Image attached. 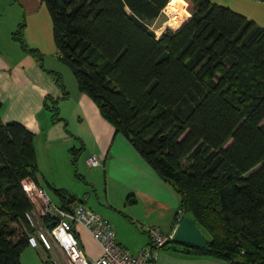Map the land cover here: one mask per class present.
<instances>
[{
  "label": "trees",
  "instance_id": "16d2710c",
  "mask_svg": "<svg viewBox=\"0 0 264 264\" xmlns=\"http://www.w3.org/2000/svg\"><path fill=\"white\" fill-rule=\"evenodd\" d=\"M41 1L58 58L78 90L175 191L184 215L209 233L204 247L178 248L264 264V26L211 0H188L190 13L185 0ZM169 1L182 16L168 25L175 30L157 35L151 22ZM23 27L12 39L44 68ZM45 70L62 96H45L43 106L53 122L63 120L58 103L69 92L59 72ZM33 140L22 122H0V264H21L34 229L21 185L26 178L41 184ZM69 149L75 162L83 146ZM45 185L64 208L81 200Z\"/></svg>",
  "mask_w": 264,
  "mask_h": 264
},
{
  "label": "crops",
  "instance_id": "0c3cea01",
  "mask_svg": "<svg viewBox=\"0 0 264 264\" xmlns=\"http://www.w3.org/2000/svg\"><path fill=\"white\" fill-rule=\"evenodd\" d=\"M256 2L262 4L264 1ZM161 13L153 22L160 20ZM241 13L264 26V11L256 14L241 4ZM164 21L162 20V24ZM21 22H24L23 36L30 46L40 49L44 39L52 38L50 17L41 0H0V122L18 120L34 133L39 182L44 185L47 180L54 186L65 188L88 201L92 195L88 192V187L77 192V188L70 186L74 177H67L68 168L73 174L69 155L67 162H64L56 154L58 149L66 150L71 145L79 147L82 144L83 149L89 151L88 155L95 153L103 157L101 167L106 177L103 198L105 205L102 204L101 209L100 205L96 208L109 218L114 217L113 211L118 207L124 209L131 219L142 226L147 235L148 229L154 226L164 233L175 229L177 224L174 222V214L179 207L178 195L159 178L130 141L123 134L115 132L111 123L101 116L97 105L87 94L80 92L77 85V92L74 93L73 88H69L68 97L61 99L58 107L62 113L65 104L62 101L69 99L73 102L74 114L80 122L78 128L70 130L73 135L60 133L58 129L52 130L56 123H51L50 113L43 106V99L48 95L53 98L61 97L62 88L45 69L57 72L59 70L55 66H47L44 59L42 64L45 69L41 68L40 61L32 54L24 52L12 39L11 33ZM54 52L58 54L56 47ZM83 179L86 186H96L87 174ZM92 190L95 191V188ZM81 193L84 194L82 197ZM76 229L86 256H98L99 244L85 228L77 226ZM117 239L122 245L128 243L120 235ZM144 244L143 241L136 245L134 251L148 246ZM154 264L231 263L221 258L185 253L180 248L169 245L159 249L154 255Z\"/></svg>",
  "mask_w": 264,
  "mask_h": 264
},
{
  "label": "built area",
  "instance_id": "2783aa9c",
  "mask_svg": "<svg viewBox=\"0 0 264 264\" xmlns=\"http://www.w3.org/2000/svg\"><path fill=\"white\" fill-rule=\"evenodd\" d=\"M103 157L95 153L86 157L89 167L102 164ZM22 189L32 204L25 213L34 228L28 235L29 245L40 246L50 257V264H154V255L167 240H171L175 229L162 232L158 227H150L148 235L152 245L132 253L116 240L112 223L93 208L86 205L84 198L64 208L56 200L52 201L44 185L31 178L22 180ZM178 221L184 215L178 208ZM44 216L52 217V226L44 223ZM178 223V222H177ZM176 223V224H177ZM85 228L100 246V254L88 258L81 247L76 227ZM51 252H54L53 256Z\"/></svg>",
  "mask_w": 264,
  "mask_h": 264
},
{
  "label": "rangeland",
  "instance_id": "374dc122",
  "mask_svg": "<svg viewBox=\"0 0 264 264\" xmlns=\"http://www.w3.org/2000/svg\"><path fill=\"white\" fill-rule=\"evenodd\" d=\"M211 1L224 5V6H228L231 9L237 12H240V13H241V4L256 14H262V12L264 11V2H262V4H259L256 2V0H211ZM190 6H191V3L188 0H185V9L188 10L189 13H190ZM167 19H169V16H167L164 12H162L160 16V20L151 22L150 27L155 31L157 35L167 28L172 29L170 26H168L169 24H172L173 22H178V21L173 20L172 22H169V24L167 23L166 25L165 22L167 21ZM162 20H165L163 24H162ZM173 24H176V23H173ZM172 30H175V29H172ZM38 50L39 52L42 53L41 60L44 59L45 64L47 66H50V65L55 66L56 69L59 70L58 72L63 77V83L65 85V89L69 92V88L72 87L73 92L76 93L77 90H76L75 78L73 74L71 73L70 69L64 63H62L61 60H59L58 54L54 52L55 45L53 43L52 38L48 37V39H44L42 47ZM62 102H65V104L63 106L62 113L59 112V116L62 117L63 120H58V121L53 122L51 119V112L49 111L51 123H56L55 126L52 128V130L58 129L57 131H60V133L66 132V133H70L71 135H73L72 131L78 128V125L80 124V122H78L77 116L74 114L75 112H74L73 102L69 99L64 100ZM64 122L66 123L65 126H64ZM71 147H74V145H71L69 148ZM69 148L66 150L58 149L56 151V154L64 162H67L66 160L67 155H69L70 157L69 162L71 161L73 174H71V171L69 172V168H68L67 177L68 179H73L72 177H74V180L70 181L71 188L73 189L77 188L76 189L77 192H82L84 190L83 187H88L87 190L88 192L92 193V195L89 197V200L86 201V205L93 208L94 211H97L100 215H102L104 218L108 219L112 223L114 230L116 232V240L119 241L117 239L118 235L125 237L128 243H123V244L125 245V247L128 248L130 252L132 253L136 252L134 251L133 248H135L136 245L141 244L143 241L145 242L144 245L147 246L148 239H149L148 235L145 234V232L142 229V226L138 222H136L135 220L129 217L130 216L129 213L124 211V209L118 207L115 211H113L114 213L113 218L107 217L104 212L100 211L101 205L102 204L105 205V203L103 202V198L105 194L104 181L106 177L104 176L102 172V169H103L101 167L102 164L96 167H89L85 161L89 153L87 149L81 150L79 156L77 157L75 162H73L74 157L70 153ZM87 171H90V173H87ZM85 174H87L88 176L92 178V180L96 184L95 187L86 186V184H84L83 176H85ZM44 187L46 188L50 199L55 202L57 200L55 195L52 193L50 189L47 188L45 184H44ZM92 188H95V191L92 190ZM80 195L82 197L84 194L81 193ZM97 205H100V209L96 208ZM185 215L188 216L189 213H185ZM201 231L204 237L209 238V233L207 231H205L202 228H201ZM169 244H172L173 246H175L174 248L178 247L177 246L178 243L171 242ZM51 253L53 256L55 255L54 252H51ZM49 258L50 257H48L47 252L43 251V249L40 246L33 247L29 245L25 249H23V251L20 254L21 264H50Z\"/></svg>",
  "mask_w": 264,
  "mask_h": 264
},
{
  "label": "water",
  "instance_id": "95a60500",
  "mask_svg": "<svg viewBox=\"0 0 264 264\" xmlns=\"http://www.w3.org/2000/svg\"><path fill=\"white\" fill-rule=\"evenodd\" d=\"M184 23H182L180 27ZM171 242L192 245L196 247H204L206 245L205 238L199 230L196 222L193 218L186 215L182 216L178 221L175 227L173 238L171 240L165 241L163 245Z\"/></svg>",
  "mask_w": 264,
  "mask_h": 264
},
{
  "label": "bare ground",
  "instance_id": "6f19581e",
  "mask_svg": "<svg viewBox=\"0 0 264 264\" xmlns=\"http://www.w3.org/2000/svg\"><path fill=\"white\" fill-rule=\"evenodd\" d=\"M163 12L169 16V19H167V21L165 22L166 25L167 23L169 24V22H172L173 19H178L180 18V16H182L181 11L171 2H167V4L165 5Z\"/></svg>",
  "mask_w": 264,
  "mask_h": 264
}]
</instances>
